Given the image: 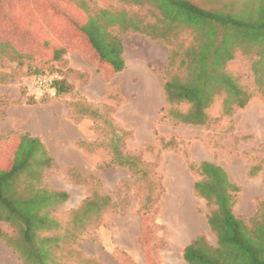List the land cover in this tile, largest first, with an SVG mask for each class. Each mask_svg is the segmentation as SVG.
<instances>
[{"label": "rangeland", "instance_id": "obj_1", "mask_svg": "<svg viewBox=\"0 0 264 264\" xmlns=\"http://www.w3.org/2000/svg\"><path fill=\"white\" fill-rule=\"evenodd\" d=\"M41 1L80 22L86 18L85 6L90 12L138 13L149 22L154 15L134 0H20L31 5L28 15L36 20L37 29L31 34L0 29V162L9 161L12 155L7 142L25 133L17 119L18 107L24 104L62 103L68 108V118L82 131L74 142V159L64 160L66 145H54L55 151H48L51 167L38 178L40 185L68 195L52 209L60 229L45 233L56 232L61 237L59 246H52L57 259L63 264H102L103 260L106 264H187L183 249L198 235L205 245L215 246L216 237L207 222L212 206L195 193L193 183L199 176L189 168L201 160L220 165L239 187L233 213L244 219L252 217L264 200V97L253 95L231 116L222 115L218 97L206 110L207 125L174 124L162 117L164 69L170 52L165 41L112 28L123 46L124 66L115 72L93 50L71 44L65 28L56 23V29L51 28L52 14L40 7ZM190 1L209 10L229 2ZM247 1L234 0L237 9ZM38 34L63 49L58 59L47 58L51 56L45 55L41 45L31 46ZM190 39L181 32L175 41L186 45ZM251 62L252 57L237 53L226 70L252 85ZM34 72L58 73L69 91L39 95L30 83ZM46 140L50 143L52 137ZM114 148L137 156V166L112 163ZM28 178L26 172L17 180L19 190L26 187ZM95 195L108 196L110 207L91 215L78 228L72 211ZM16 228L0 222V229L11 235L16 236ZM0 264H20L2 241Z\"/></svg>", "mask_w": 264, "mask_h": 264}, {"label": "trees", "instance_id": "obj_2", "mask_svg": "<svg viewBox=\"0 0 264 264\" xmlns=\"http://www.w3.org/2000/svg\"><path fill=\"white\" fill-rule=\"evenodd\" d=\"M134 1L151 11L153 21H146L145 15L138 13L122 16L119 11L107 9L90 12L85 6L86 18L80 22L59 14L44 1L40 7L52 14L51 28L56 29L54 23L65 28L71 44L93 50L115 72L124 66L123 46L112 28H118L120 33L136 31L150 39L165 41L170 52L164 69L162 88L166 106L162 108V117L174 124L207 125L206 110L218 97L224 116L243 108L255 94L264 97V0H248L240 9L234 0H229L214 10L199 7L190 0ZM3 2L0 0V29L18 34H31L37 29L36 20L28 15L31 5H24L20 0L9 5ZM181 32L191 36L186 45L175 41ZM38 45L51 60L58 59L63 52L39 34L31 43L33 48ZM237 53L252 57V85L244 84L226 70L227 62ZM51 73L56 72H34L32 77ZM55 86L56 94L69 91L61 76ZM7 144L12 155L9 161L0 162V222L17 228L16 236L0 229V241L16 254L20 264H63L52 249L53 245L59 246L60 235L45 233L60 229L52 209L68 195L40 185L38 180L41 172L51 167L52 158L41 140L28 133L19 134ZM111 156L112 163L124 167H135L139 162L137 156L134 158L121 148H114ZM189 168L199 176L193 183L195 193L212 206L207 222L216 237V245H205L198 235L183 249L185 262L264 264V200L258 203L252 217H238L233 213V206L239 187L229 180L226 171L207 160L190 164ZM26 172L30 178L26 187L19 190L17 180ZM110 205V198L105 195L85 198L72 211L76 226L83 228L87 218L99 215ZM78 234L79 230L71 236ZM145 254L148 256V252Z\"/></svg>", "mask_w": 264, "mask_h": 264}, {"label": "crops", "instance_id": "obj_3", "mask_svg": "<svg viewBox=\"0 0 264 264\" xmlns=\"http://www.w3.org/2000/svg\"><path fill=\"white\" fill-rule=\"evenodd\" d=\"M18 109H16L17 119L21 122L25 133L39 138L50 153L54 150V145L56 147L66 145L64 160L74 159V142L82 137V131L78 124L68 118L66 105L49 100L41 104H24ZM47 137H52V142H47ZM67 145L72 146V149ZM75 165L78 166L76 163ZM102 264H106L105 260Z\"/></svg>", "mask_w": 264, "mask_h": 264}, {"label": "built area", "instance_id": "obj_4", "mask_svg": "<svg viewBox=\"0 0 264 264\" xmlns=\"http://www.w3.org/2000/svg\"><path fill=\"white\" fill-rule=\"evenodd\" d=\"M60 78L57 73L40 74L30 78L32 87L36 89L39 95L47 94L54 96L56 94V81Z\"/></svg>", "mask_w": 264, "mask_h": 264}]
</instances>
